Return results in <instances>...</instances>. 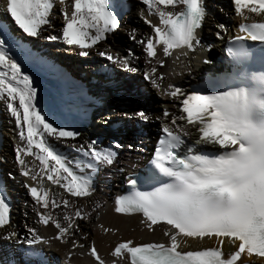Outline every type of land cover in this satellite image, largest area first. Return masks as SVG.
Here are the masks:
<instances>
[{"label":"snow or ice","instance_id":"snow-or-ice-1","mask_svg":"<svg viewBox=\"0 0 264 264\" xmlns=\"http://www.w3.org/2000/svg\"><path fill=\"white\" fill-rule=\"evenodd\" d=\"M140 2L147 15L144 9L138 15L150 34L137 38L133 28L127 35L142 50L143 69L136 66L139 57L131 49L120 55L108 46L98 55L125 72H141L143 80L178 101L180 108L179 115L163 108L154 117L160 128L144 175L129 173L128 190L113 197V211L140 214L143 228L153 234L159 229L163 239H122L108 257L94 238L89 239L81 222L92 223L94 218L92 231L102 234L118 229L100 222L102 203L89 206L80 201L95 194V173L113 168L120 150L135 146L104 145L96 139L76 143L80 129L49 114L29 67L60 70L11 31L14 26L22 37L60 42L87 57L120 28L126 0H4L0 13L13 24L0 22V106L14 124V159L35 222L52 227L54 235H42L25 224L21 236L12 224L14 203L7 184L0 183V240L21 246L24 264H49L40 245L50 248L53 241L66 248L62 264H71L76 255L90 257L92 264H264V18L245 22L246 12L264 17V0H233L241 19L237 32L227 37L230 71L210 75L194 89L171 80L165 83L176 73L160 69L168 59L175 63L183 57L190 64L189 53L211 49L200 35L209 18L206 0ZM57 8L59 29L53 24ZM216 27V37L223 39L228 29L224 24ZM47 29L57 34L44 35ZM202 63L210 61L205 58ZM131 118L145 123L153 119L143 110ZM190 129L196 132L195 140ZM69 152L76 154L72 160ZM116 171L123 173L119 167Z\"/></svg>","mask_w":264,"mask_h":264},{"label":"bare ground","instance_id":"bare-ground-1","mask_svg":"<svg viewBox=\"0 0 264 264\" xmlns=\"http://www.w3.org/2000/svg\"><path fill=\"white\" fill-rule=\"evenodd\" d=\"M126 2L128 4V10L123 13L120 28L114 34L109 35L106 42H102L94 49L90 50L86 65L78 64L85 69L84 71H80L76 66L77 60L73 58L75 56H69L63 52L65 47L63 43L54 45L44 40L42 37L40 39L22 37V34L14 26L11 29L15 36L22 38L23 42L27 43L33 51L46 56L50 63L56 65L60 70L59 72L49 69L45 71L41 70L40 67H29L30 74H33L37 81L36 86L39 96L42 98V102L45 104L49 114L59 121L75 124L80 129L82 135L75 141L76 143L96 139L101 141L104 145H107L109 142H119L123 145L131 143L135 146L132 151H129L127 147L122 148L120 150L121 157L117 165L113 168H103L95 173V181H99L104 188L100 189L96 187V192L90 199L80 201V203H85L89 206L96 201L102 203L103 207L100 210V222L104 223L106 227L118 229L115 234H102L99 230L92 231L95 222L94 218L92 223L81 222V228L89 231V239H95L101 254L106 257H108V254L112 248H114L115 244L122 239H133L134 241L163 239L159 229H157L154 234L144 229L143 225L140 223L141 217L137 215L121 216L114 213L113 203L109 201V194L111 191L117 189L119 178L134 171L133 168L130 167L131 163H135L136 167L143 166L156 137L150 143L146 156L142 157L135 149H139L140 145L143 146L147 144L156 125H160V121H157L154 117L161 115V110L163 108H168L170 111L179 115L180 108L178 101H173L159 94L147 81L143 80L141 72L128 73L113 66L115 77L107 79L105 78L106 74L102 75L98 72L101 66L105 67L108 65V61L100 57L98 52L104 50L108 46H111V50L114 53L119 52L120 55L127 54L128 48L133 49L139 57V60L136 61V66L141 70L144 67V57L140 46L130 40L129 37L124 41V36L122 34H127L133 28L138 30L137 38H139L141 34H150L149 27L143 23L138 15L141 9L145 10V15H147V11L140 0L136 2L135 5L131 0H126ZM206 2L209 5V18L206 19L200 35L202 44L205 46L211 45V49H198L195 53H189V57H193L190 64L188 59L183 57L175 61V63H173V59H168L164 68L160 70L165 73L174 70L176 74L168 77L165 83L171 80L185 89H194L204 83L205 78L202 76L206 75L207 72L217 73L224 70L221 60L217 63V59L219 57H224V42L226 38L230 36L228 33L235 34L237 32V23L240 22L241 18L235 14L234 8L231 9V13H233L234 16L233 20L229 19V17H225V15H221L219 11H217V9L221 10L225 8L227 0H206ZM3 3L4 0H0V6H2ZM246 14L249 16V19L245 22L257 21L264 18L258 17L255 14H248L247 12ZM55 15L57 19L53 21V24L56 29H59L61 23L59 20L58 8ZM148 18L152 19L154 23L158 22L156 17L150 16ZM0 22H6L9 25L13 24L3 13H0ZM218 24H224L228 29L227 35L222 33L223 39L217 38L215 35L218 30L216 27ZM48 34L57 33L52 29H47L44 35ZM70 51L76 53L73 50ZM76 56L79 57L77 54ZM205 58H207L210 63H202V60ZM189 68L191 69L190 73L188 71ZM57 75L79 86L81 90H83V96L78 97L77 100L73 102V98L68 94V90L66 91L61 82H59L61 80L52 78V76L56 77ZM65 75L67 78H65ZM127 87L136 89L137 93H134L135 95L130 94V96H126V98L130 100L124 101L120 98L127 94L122 92ZM111 90L112 93H110ZM106 91H110L109 94ZM91 93H93V96L96 95L94 96L95 98L90 97L87 100L86 97ZM84 98H86L87 101H93L97 98L96 100L104 104L102 107L105 108L106 111L101 113L97 112L98 110L92 109L91 102H89V105L84 104L82 110L75 111L74 109L78 108H73L71 105H74ZM141 110L146 111L153 119L145 123L131 118L134 112ZM96 112L99 114L97 115ZM95 114L97 116H95L96 119L94 118L93 120L92 117H94L93 115ZM104 118H109L107 123H104ZM89 122L92 123L90 124L91 126L87 125ZM113 122L132 124L133 128L129 130V125H122V123L120 127H110ZM135 124L141 126L142 131L140 133L136 131L134 127ZM190 131L192 133L191 139L195 140L197 138L195 130L190 129ZM15 142L14 124L11 122V118L4 108L0 106V174L2 176V183L7 184V194L14 203L12 224L21 236L25 234V224H27L28 227H37L42 235L52 236L54 235L52 227L38 225L35 222V218L31 211L30 198L26 196L25 189L21 185L24 178L20 176L18 166L15 163L13 151ZM58 147H61L62 151L68 152L67 148L59 145ZM75 155V153L69 152L68 158L72 160ZM117 167L122 168L123 173L116 171ZM9 173H11L10 176ZM29 183H31V181H29ZM25 204H27V206H25ZM25 213H27V215H25ZM40 247L43 251H46L47 255L51 258L49 264H62L66 252L64 245L58 241H53L50 248L46 245H40ZM22 251L23 248L12 241L5 242L0 240L1 259L5 258L4 260L9 261V254L12 253V257L17 264H24ZM224 251L228 252L230 250L226 248ZM253 259H255V257H253ZM4 260L3 262L5 263ZM71 264H92V261L90 257L85 256L81 258L76 255L72 258Z\"/></svg>","mask_w":264,"mask_h":264},{"label":"rangeland","instance_id":"rangeland-1","mask_svg":"<svg viewBox=\"0 0 264 264\" xmlns=\"http://www.w3.org/2000/svg\"><path fill=\"white\" fill-rule=\"evenodd\" d=\"M132 1V3L135 5L136 4V0H131ZM229 3V4H228ZM234 8V6H233V0H227V4L225 5V8H223V9H221V10H218L217 9V11H219V13L221 14V15H225V17H229V19H231V20H233V13H231V9H233ZM221 11V12H220ZM124 37H123V39H124V41H126L127 39H128V35L127 34H122ZM77 57V58H76ZM74 59H78V56H75V57H73ZM81 61V60H80ZM81 63V62H80ZM79 63L77 62V67H78V69L80 70V71H84L85 69L84 68H82L80 65H83V64H87V62H85V63H83V64H80V65H78ZM41 68V70H45V71H48V68H45V67H40ZM131 75H134V74H131ZM52 78L53 79H55V80H61V81H59V82H61V84L63 85V87L66 89V91L68 90V94L70 95V96H72V98H73V102H75L76 100H77V98L78 97H80V96H83L82 95V91L83 90H81V88L79 87V86H77V85H75V84H73L72 82H69L68 80H64V79H62V77H60V76H52ZM106 78V77H105ZM103 79H104V76H103ZM108 86H110V85H108ZM106 87V86H105ZM113 87H116V86H113ZM127 90H129V91H127ZM107 92V91H106ZM109 92L110 91H108L107 93L109 94ZM123 93H127L126 95H124L123 97H121L120 99H123L124 101H127V100H130L129 98H126V96H130V94H133V95H135L137 92H136V89H132V88H129V87H127V88H125L123 91H122ZM110 93H112V90H111V92ZM135 93V94H134ZM94 96H96V95H94ZM93 96V93H91L90 95H88L86 98H87V100H88V98H90V97H93V98H95ZM97 99V98H96ZM93 100V101H95V102H93V101H85V102H91L92 103V109H95L97 112H99V113H101V112H104V111H106L105 110V108H103L102 107V105H104L103 103H101V102H99L98 100ZM144 101V100H143ZM80 102V101H79ZM144 104V103H143ZM96 112V113H97ZM99 113H97V115L99 114ZM96 114L95 115H93L94 117H92V119L94 120V118L96 119V117L95 116H97ZM115 122H113V123H111L112 125H110V127H113V124H114ZM122 123V125H129V130H131V128H133V125L132 124H127V123H125L124 124V122H121ZM158 125V124H157ZM156 128V127H155ZM155 130V129H154ZM122 178V177H121ZM99 187L101 188V186L99 185ZM22 222V221H21Z\"/></svg>","mask_w":264,"mask_h":264}]
</instances>
